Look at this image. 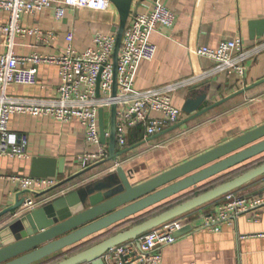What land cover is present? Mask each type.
<instances>
[{
  "label": "crops",
  "instance_id": "0c3cea01",
  "mask_svg": "<svg viewBox=\"0 0 264 264\" xmlns=\"http://www.w3.org/2000/svg\"><path fill=\"white\" fill-rule=\"evenodd\" d=\"M138 2L140 3L137 6ZM152 2L153 0H133L131 10L136 9L135 12L144 13ZM165 4L174 13L175 20L171 26L159 27L151 35V41L157 46V51L152 60L142 61L139 65L135 77L136 88L144 90L149 87H159L164 83L194 74H205L196 85L182 88L174 93L173 102L181 108L188 92L192 89L208 86L207 99L201 106L205 107L215 104L216 101L246 86H252L165 135L146 138L141 126L132 128L125 148L142 141L143 143L121 155L117 163L125 170L135 171L130 179V183L134 184L164 172L264 123V81L257 83L264 79V47L257 55L247 60L246 73L242 78L235 73L212 72V62L196 54L200 46L214 48L220 41L237 36L241 38L245 47L264 43V37L249 38L248 26L250 20L264 19V0H165ZM65 14L63 19L56 21L53 10L46 9L35 17L24 18L23 25H36L42 29L54 30L56 37L40 43L34 37L18 36L14 41L15 52L18 55L33 52L58 54L65 46L64 36L67 30L74 32L73 47L83 50L92 45L96 32H113L111 28L117 25L119 20V15L112 3L108 13L88 8H67ZM6 20L7 15L0 11V23ZM2 51L4 49L0 45V52ZM36 83L35 85L12 84L8 92L10 95L21 97L45 98L54 95L59 85L57 67L47 63L39 65ZM185 117L187 114L183 113L181 120ZM9 127L12 131L27 135L29 157L21 160L0 157V172L4 175L13 173L29 175L30 161L34 156L64 157L65 171L59 177L61 180L92 168L58 189L67 190L71 189L73 184L98 179L104 172L114 167L111 162L100 164L98 167H94L95 164H90L86 168L80 167L79 156L87 151H97L99 145L85 142L84 127L76 120L60 122L49 116L15 113L11 115ZM100 144L107 146L101 142ZM115 149L123 150L118 147ZM263 159L264 153L252 158L244 166L240 165L244 168L235 173L239 174L252 168ZM240 166L230 170L229 174H234L233 171L241 168ZM226 173L218 177L225 176ZM218 177L171 197L167 202L136 213L41 262L49 261L67 250L83 249L89 245L88 242L97 243L118 230L134 225L138 219L145 215L149 216L148 213L159 212L168 204L181 202L187 193H197L201 187L212 183L210 181ZM263 191L264 175H261L235 189L234 192L252 196ZM17 194H19L18 189L14 184L6 179L2 180L0 211L13 205ZM41 198L43 197H37V199ZM217 201L218 199L185 214L189 217L192 230L177 236L173 243L159 249L162 254L160 264H264V212L259 213L256 220L252 219L253 215L250 213L240 214L231 223H220L217 231L204 226L200 227L204 214L214 211ZM6 218L0 220L2 221L0 226L1 223L8 222Z\"/></svg>",
  "mask_w": 264,
  "mask_h": 264
},
{
  "label": "built area",
  "instance_id": "2783aa9c",
  "mask_svg": "<svg viewBox=\"0 0 264 264\" xmlns=\"http://www.w3.org/2000/svg\"><path fill=\"white\" fill-rule=\"evenodd\" d=\"M110 7L109 0H0V11L7 15V20L0 23V45L4 49L0 52V157L19 160L29 157L27 135L12 131L9 127L11 115L15 113L49 116L60 122L78 121L84 127L85 142L99 145L97 151H87L79 156L78 163L83 168L109 156L107 146L100 144L99 108L103 109L104 115V108L115 104V147L119 149L127 146L132 128L141 126L148 138L181 120L183 113L173 102L174 93L196 85L205 74H194L144 90L135 87L139 65L142 61L152 60L157 51L151 35L159 27L171 26L175 20L165 0H153L144 13L136 12L128 16L117 55V85L113 96L115 32H96L92 45L83 50L73 47L72 30L65 33V46L58 54L33 52L18 55L13 49L18 36L34 37L40 43L56 37L54 30L23 25L26 17H35L43 10L52 9L55 20L60 21L65 17L67 8H88L108 13ZM263 47L264 43L245 47L237 36L220 41L214 48L200 46L196 54L212 62V72L235 73L242 78L246 73L247 60L257 55ZM44 63L55 65L58 70L59 85L54 95L40 98L9 94L12 84H37L38 67ZM104 133L107 139L109 132L105 122ZM4 179L14 184L19 196L23 197L18 209L20 213L31 211L66 191L58 190L60 187L57 184L61 179L57 176L40 178L0 172V183ZM36 196L43 198L37 199ZM261 212H264V191L252 196L232 191L218 197L214 211L204 214L200 227L217 231L220 223H231L240 214L250 213L252 219L256 220ZM189 221V217L183 215L152 228L134 240L117 244L102 256L103 263L160 264L162 254L159 249L173 243L178 238L174 232L189 224Z\"/></svg>",
  "mask_w": 264,
  "mask_h": 264
},
{
  "label": "water",
  "instance_id": "95a60500",
  "mask_svg": "<svg viewBox=\"0 0 264 264\" xmlns=\"http://www.w3.org/2000/svg\"><path fill=\"white\" fill-rule=\"evenodd\" d=\"M109 1L115 6L119 15L118 24L111 28L116 34L112 56V64L114 65L113 96L116 93V61L121 37L128 16L131 13H136V9L131 10L133 0ZM139 3L136 5L138 6ZM248 26L250 39L264 37V19L250 20ZM263 81L264 79L257 83ZM251 86H246L232 95L216 101L215 104L205 107L201 106L207 99L208 86L190 90L181 106V111L187 114V117L151 136V138L165 135V133L182 126V124L194 119L199 114L233 98V96L249 89ZM98 87L99 82L97 93ZM109 109L111 116L108 140H106L104 133L102 108L98 109L97 115L100 142L107 144L109 156L96 163L94 167L107 162L113 163L114 167L104 172L98 179L73 184L72 188L66 190L64 194L51 197L46 203L31 211L18 212L23 197L17 194L13 205L0 211V220L4 217L8 218H6L8 222L1 223L0 226V264H35L41 262L101 230L112 227L116 223L152 206L167 202L169 198L218 177L220 174L230 172L235 167L244 165L252 158L264 153L263 123L235 136L233 139L218 144L212 149L166 169L164 172L149 177V179L135 184L130 183L132 174L135 171L133 169L125 170L123 166L117 163V160L121 155L132 150L133 147L143 143V141L117 151L115 149V104L111 105ZM64 165V157L34 156L29 165V176L47 178L63 175ZM90 169L92 168H87L80 173L64 178L57 184V187L64 186L68 181L79 177ZM261 175H264V162L252 166V168L236 174L234 177L191 196L164 211L151 215L150 218L118 230L99 242L51 264H83L85 262L104 264L102 256L117 244L134 240L152 228L217 200L218 197L235 191V189L250 183L252 179ZM191 230L192 226L186 224L174 233L176 236H182L185 232Z\"/></svg>",
  "mask_w": 264,
  "mask_h": 264
},
{
  "label": "trees",
  "instance_id": "16d2710c",
  "mask_svg": "<svg viewBox=\"0 0 264 264\" xmlns=\"http://www.w3.org/2000/svg\"><path fill=\"white\" fill-rule=\"evenodd\" d=\"M262 162H264V159H263V161H261V162H259L258 164H260V163H262ZM258 164H255V165H258ZM254 165V166H255ZM238 174V173H237ZM236 175V173L235 174H232V176H230V175H227V176H225V178H223V176L222 177H220L221 179H217L218 180V182L217 183H212L211 185H209V186H203V187H201V189L200 190H198L197 191V193H195V192H193V193H191L190 194V196H188V197H185L181 202H183L184 200H186L187 198H189V197H191V196H194V195H196V194H199V193H201L202 191H204V190H207V189H209V188H211V187H214V186H216V185H218V183H221V182H223V181H225V180H227V179H230V178H232V177H234ZM216 181V180H215ZM181 202H178V203H181ZM178 203H175V204H178ZM175 204H168L163 210H161V211H164V210H166L167 208H169V207H171V206H173V205H175ZM161 211H159V212H161ZM159 212H155V213H148L149 214V216L147 215H145L146 216V218H144L143 217V219H139L137 222H140V221H143V220H145V219H147V218H150V216L151 215H154V214H156V213H159ZM136 222V223H137ZM72 250H75V249H71V251ZM80 250H82V249H80ZM70 251V250H69ZM77 251H79V250H77ZM77 251H72V253L71 254H73V253H75V252H77ZM71 254H69V255H71ZM66 256H68V254L66 255ZM66 256H64V257H62V258H59V259H57V260H55V261H53V262H49V263H47V264H51V263H54V262H56V261H59V260H61V259H63V258H65ZM53 258H56V256L55 257H53ZM53 258H51V259H53ZM50 260V259H49ZM45 262H40L39 264H44Z\"/></svg>",
  "mask_w": 264,
  "mask_h": 264
},
{
  "label": "rangeland",
  "instance_id": "374dc122",
  "mask_svg": "<svg viewBox=\"0 0 264 264\" xmlns=\"http://www.w3.org/2000/svg\"><path fill=\"white\" fill-rule=\"evenodd\" d=\"M104 122H105V128L106 129H109V124H110V109L109 108H107V107H105L104 108ZM244 166V165H243ZM248 166V165H247ZM241 168H239V169H237V170H235V171H233L234 172V174H235V172H237L238 170H241V169H243L244 167H242V166H240ZM233 174V173H232ZM232 174L230 173L229 174V172H227L226 173V175H230V176H232ZM225 175V174H224ZM225 175V176H226ZM225 176H223V178H225ZM58 178L60 177V175L59 176H57ZM220 177V176H219ZM218 177V178H219ZM218 178H216V179H218ZM216 179H214V180H211L210 182H212V183H217L218 182V180L219 179H221V178H219L218 180H216ZM216 180V181H215ZM212 183H208L207 185H205V186H209V185H211ZM189 194H191L190 192L189 193H187V195L188 196H190ZM186 195V197H188ZM144 218H146V216L144 217ZM140 219H143V218H140ZM139 220V219H138ZM89 243V245H91V244H94L93 242H88ZM89 245H86V246H89ZM84 247V246H83ZM81 248H76L75 250H72V251H77V250H80ZM72 251L70 250H67L66 252H64V254H61V255H57L56 256V258H53V259H50L49 261H44L45 263L44 264H47V263H49V262H53V261H55V260H57V259H59V258H62V257H64V256H66L67 254L69 255V254H71L72 253ZM47 262V263H46Z\"/></svg>",
  "mask_w": 264,
  "mask_h": 264
}]
</instances>
